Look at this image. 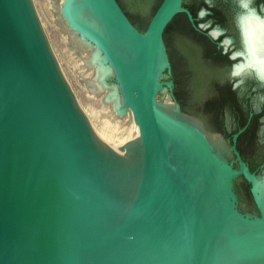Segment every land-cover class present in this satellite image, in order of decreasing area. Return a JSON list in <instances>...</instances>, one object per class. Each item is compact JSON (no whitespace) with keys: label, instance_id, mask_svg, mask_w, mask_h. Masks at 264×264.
Wrapping results in <instances>:
<instances>
[{"label":"water","instance_id":"obj_1","mask_svg":"<svg viewBox=\"0 0 264 264\" xmlns=\"http://www.w3.org/2000/svg\"><path fill=\"white\" fill-rule=\"evenodd\" d=\"M241 3L62 1L104 102L137 125L109 143L32 0H0V264H264V80L234 74Z\"/></svg>","mask_w":264,"mask_h":264},{"label":"rangeland","instance_id":"obj_2","mask_svg":"<svg viewBox=\"0 0 264 264\" xmlns=\"http://www.w3.org/2000/svg\"><path fill=\"white\" fill-rule=\"evenodd\" d=\"M62 1L32 0L45 37L65 80L87 121L96 132H99H97L99 135L113 132L115 135L112 133L105 136L114 137L112 139L126 134L131 135L136 129L131 125L129 112L125 110L123 113H118L109 103L104 102L103 91L90 65V48L63 19ZM169 96L175 102L168 86L162 85L156 94V100L169 104Z\"/></svg>","mask_w":264,"mask_h":264},{"label":"clouds","instance_id":"obj_3","mask_svg":"<svg viewBox=\"0 0 264 264\" xmlns=\"http://www.w3.org/2000/svg\"><path fill=\"white\" fill-rule=\"evenodd\" d=\"M241 7L247 13L243 20L245 24V35L249 38L250 58L234 74L244 68L252 69L257 79L264 80V18H261L251 6V0H242Z\"/></svg>","mask_w":264,"mask_h":264},{"label":"bare ground","instance_id":"obj_4","mask_svg":"<svg viewBox=\"0 0 264 264\" xmlns=\"http://www.w3.org/2000/svg\"><path fill=\"white\" fill-rule=\"evenodd\" d=\"M67 23V22H66ZM68 25V24H67ZM69 26V25H68ZM71 28V27H70ZM72 29V28H71ZM80 38V37H79ZM81 39V38H80ZM82 40V39H81ZM83 41V40H82ZM249 59V57H247V59H246V61ZM169 104H174V102L171 100V98H169ZM127 112H129V115H130V117H131V125L134 127V129H137V125L135 124V122L133 121V118H132V116H131V112H130V110H127ZM93 125V124H92ZM95 127V126H94ZM98 127V126H97ZM102 127V126H101ZM97 129V128H96ZM106 130V129H105ZM98 132V131H97ZM102 132V131H101ZM99 133V132H98ZM113 133V132H112ZM111 133V134H112ZM106 134V133H105ZM109 134H110V132H109ZM108 134V132H107V135H109ZM110 134V135H111ZM114 134V133H113ZM107 135H104L103 133L102 134H100V136H101V138L103 139V140H105L106 142H109V143H117V142H120V141H123V140H125V139H127L130 135L129 134H126V135H124V136H121L120 138H117V139H112V138H114V137H112V138H110V136H109V138L108 137H105V136H107ZM115 135V134H114Z\"/></svg>","mask_w":264,"mask_h":264},{"label":"flooded vegetation","instance_id":"obj_5","mask_svg":"<svg viewBox=\"0 0 264 264\" xmlns=\"http://www.w3.org/2000/svg\"><path fill=\"white\" fill-rule=\"evenodd\" d=\"M251 6L255 9L256 13L261 17L264 18V0H251ZM247 13L245 12L244 16ZM243 25V22L241 23V26ZM250 58V56H249ZM255 73V72H254Z\"/></svg>","mask_w":264,"mask_h":264}]
</instances>
